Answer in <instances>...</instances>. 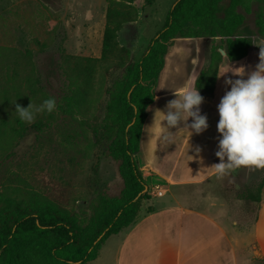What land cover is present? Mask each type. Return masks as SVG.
I'll return each mask as SVG.
<instances>
[{"label":"rangeland","instance_id":"1","mask_svg":"<svg viewBox=\"0 0 264 264\" xmlns=\"http://www.w3.org/2000/svg\"><path fill=\"white\" fill-rule=\"evenodd\" d=\"M175 1L155 0L146 7L147 19L153 22L149 35L163 25ZM107 6L106 0H0V197L37 190L69 209L88 213L87 204L98 190L119 194L123 188L119 164L108 154L104 133L115 88L112 80L121 78L124 70L108 73L98 68L90 93L92 105L83 110L84 117L60 110H69L73 95L64 56H101ZM237 12L245 17L259 45L264 35L258 34L256 20L259 14L264 18V0H252L249 11L238 7ZM122 40L126 41V35ZM147 46L144 36L128 45L131 61H138ZM49 98L55 100L54 111L37 114L30 124L15 112V103L26 108L30 101L39 106ZM258 171H245L237 178L225 175L210 181L213 186L186 190L183 203L196 207L220 199L217 204L226 209L222 217L228 224L236 221L237 228L248 231L256 203L247 194L255 193L264 177V170ZM233 184H239V189ZM148 193L150 198L157 195L152 188ZM255 249L251 241L244 251V264H263ZM103 263L111 264V259Z\"/></svg>","mask_w":264,"mask_h":264},{"label":"trees","instance_id":"2","mask_svg":"<svg viewBox=\"0 0 264 264\" xmlns=\"http://www.w3.org/2000/svg\"><path fill=\"white\" fill-rule=\"evenodd\" d=\"M106 22L99 58L64 56L70 66L73 95L65 114L85 116L92 105L98 68L105 72L124 70L108 103L105 135L108 154L119 164L123 188L119 194L98 190L89 202L88 213L69 209L37 190L0 197V264H92L104 242L131 226L139 217L142 203L150 199L138 164L142 127L147 108L154 101L155 87L165 56L177 38L210 41V61L196 80L198 90L212 93L223 53L229 61L249 55L255 45L238 7L249 11L252 0H176L162 28L154 35L138 61L122 45L119 33L124 25L137 21V0H106ZM155 0H144L150 6ZM264 35V18L256 20ZM255 36V35H254ZM70 60H73L71 62ZM72 64V65H71ZM7 91L3 92V102ZM262 182L247 198L259 205ZM258 208V207H257Z\"/></svg>","mask_w":264,"mask_h":264},{"label":"crops","instance_id":"3","mask_svg":"<svg viewBox=\"0 0 264 264\" xmlns=\"http://www.w3.org/2000/svg\"><path fill=\"white\" fill-rule=\"evenodd\" d=\"M135 5L139 11L137 21L124 25L119 33L120 43L125 46L137 42L143 36L149 43L163 26L156 27L154 35H149L153 22L147 19V6L144 0L139 4L136 1ZM104 28L105 22L102 39ZM132 34L136 36L135 42H132ZM123 35H126V41L122 40ZM207 40H175L165 56L155 87L154 101L147 108L137 159L149 190L159 189L163 194L145 200L138 219L131 226L111 235L92 264H104L103 261L109 258L111 264H244V251L251 241L255 244L257 257L264 264V183L261 188L262 199L256 205L255 219L248 231L237 228L236 221L228 224L222 217L226 209H221L217 204L221 202L220 199L196 207L183 203L186 190L207 187L211 185L210 181L225 176L215 175L211 168L213 164L219 163L215 155L220 137L217 131V105L225 92L230 90L225 80L239 78L232 72L236 71L235 68L244 67L246 73L255 69L259 63V47L255 44L248 56L233 62L223 53L213 92L198 90L204 97L200 108L201 114L208 119L207 130L201 134H191L181 123L179 128L169 129L173 135L165 140L157 138L155 129L151 127L155 111L164 110L166 103L175 98L171 89H179L189 80L197 87L196 80L210 61ZM191 122L189 118L188 123ZM245 171L250 173L253 169L242 167L226 176L237 178ZM233 186L235 190L239 189V184ZM214 190H220V187Z\"/></svg>","mask_w":264,"mask_h":264},{"label":"clouds","instance_id":"4","mask_svg":"<svg viewBox=\"0 0 264 264\" xmlns=\"http://www.w3.org/2000/svg\"><path fill=\"white\" fill-rule=\"evenodd\" d=\"M257 46L260 49L259 63L255 69L246 73L244 67L235 68L236 71L232 72L239 78L225 80L230 90L225 92L217 105L220 137L215 155L219 163L211 168L220 177L242 167L264 170V41ZM224 54L227 55V52ZM171 90L175 98L166 103L164 110L157 109L154 113L151 127L155 129L157 138L167 140L173 135L169 129L179 128L181 123L191 134L207 130L208 119L201 114L200 108L204 97L195 83L189 80L179 89ZM55 106L53 98L44 100L39 106L30 101L26 108L15 103V112L21 121L30 124L37 114L51 113ZM189 118L191 123H188Z\"/></svg>","mask_w":264,"mask_h":264},{"label":"built area","instance_id":"5","mask_svg":"<svg viewBox=\"0 0 264 264\" xmlns=\"http://www.w3.org/2000/svg\"><path fill=\"white\" fill-rule=\"evenodd\" d=\"M153 193H156L157 195H162L163 194V192L161 190H159V189L153 190Z\"/></svg>","mask_w":264,"mask_h":264}]
</instances>
